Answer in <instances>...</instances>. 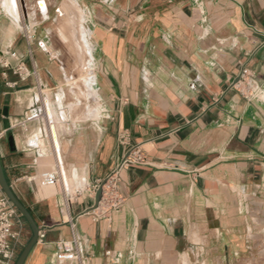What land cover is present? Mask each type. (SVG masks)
<instances>
[{"label":"crops","instance_id":"obj_1","mask_svg":"<svg viewBox=\"0 0 264 264\" xmlns=\"http://www.w3.org/2000/svg\"><path fill=\"white\" fill-rule=\"evenodd\" d=\"M64 1L0 0V54L16 82L0 63L1 159L40 227L24 264H55L73 233L85 264H264V0H78L86 18L59 21ZM243 66L252 100L236 85ZM89 70L97 99L81 79ZM43 96L58 150L40 122L5 131ZM35 136L47 154L30 146ZM135 144L147 162L121 170V207L97 216L98 188ZM55 166L61 181L42 186L38 175ZM18 213L13 263L32 236Z\"/></svg>","mask_w":264,"mask_h":264},{"label":"built area","instance_id":"obj_2","mask_svg":"<svg viewBox=\"0 0 264 264\" xmlns=\"http://www.w3.org/2000/svg\"><path fill=\"white\" fill-rule=\"evenodd\" d=\"M27 40L34 41L35 36L29 32L26 36ZM10 57H17L15 51L9 52ZM0 63L4 67L2 75L5 78L6 84L14 87L16 82L8 80V69L14 68L11 61L5 53L0 54ZM24 70V63L20 62L16 66V71ZM237 87L240 93L247 99L252 100L257 92V85L254 79V74L247 66H243L239 72ZM33 122H40L46 137H50L52 146L55 150L56 146L53 142L50 132V120L48 119L45 105L39 106L35 109L27 110L22 116L14 118L9 121V128L17 126L23 129H28V126ZM2 134H0V138ZM122 142H125L126 135L121 136ZM147 162L143 149L140 144L131 146L129 154L118 163L113 170L108 174L107 181L103 185V193L100 204L103 208L97 216H107L111 211L118 210L122 205V197L119 194L120 172L123 168L131 164H144ZM33 180L34 177H30ZM38 180L42 186H55L61 181V172L58 166L48 167L41 171L38 175ZM19 213L12 202L3 196L0 198V259L3 264H13L15 254V243L21 237V230L16 228ZM110 254L111 251H107ZM55 264H85V258L81 253L80 238L73 233V238L70 240H60L57 242V250L55 252Z\"/></svg>","mask_w":264,"mask_h":264},{"label":"water","instance_id":"obj_3","mask_svg":"<svg viewBox=\"0 0 264 264\" xmlns=\"http://www.w3.org/2000/svg\"><path fill=\"white\" fill-rule=\"evenodd\" d=\"M2 93V83L0 81V95ZM3 112L5 116L8 115V109L4 108L3 110L0 109V113ZM51 122V121H50ZM6 127H9V124H6ZM8 141L9 145L14 148V137L12 134H8ZM30 146L36 147L37 143H33L32 141L29 142ZM56 145V144H55ZM58 146L56 145V148ZM58 150V148H57ZM107 179L105 178L100 185V187L97 190L96 193V200L95 205L90 210H93L99 206V203L102 198L103 193V185L106 183ZM0 187L3 190L4 194L7 196V198L12 202V204L15 206V208L20 212V214L26 219L28 222L31 230H32V236L30 240L27 242L23 250L21 251L20 255L18 256L16 262L14 264H24L26 258L28 257L29 253L31 252L34 245L37 243L39 234H40V227L38 226L36 220L34 219L32 213L30 210L20 201V199L16 196L14 193L7 177L4 171V167L2 164L1 159V153H0Z\"/></svg>","mask_w":264,"mask_h":264},{"label":"rangeland","instance_id":"obj_4","mask_svg":"<svg viewBox=\"0 0 264 264\" xmlns=\"http://www.w3.org/2000/svg\"><path fill=\"white\" fill-rule=\"evenodd\" d=\"M45 1L46 0H42V2H40L39 0H37L38 6L40 4L43 5V2H45ZM69 4L71 6H69ZM72 4H74V5H72ZM42 5H40L39 7H41ZM78 5H79L78 4V0H66V1H64L62 3V6H60V8L58 10L59 16L57 17V19H59V21H60V20H63L65 18H67V19H70L71 21H75L76 19H78L79 13L84 14V17L86 18V14H85V11H84L85 7L84 6H78ZM58 12L56 14H58ZM39 20H40V18H39ZM89 72L90 73L86 74V76H81V79L82 78L84 79L83 81H84V83L86 85V97H87V99L88 98L97 99V92L93 89V87L90 86V81H91L90 78L92 76H94V75H93V73L90 70H89ZM74 77H72V82L73 81L76 82L77 79L79 78V76H74ZM85 77H86V80H85ZM42 99H43V101H45L48 98H45L43 96ZM59 99L61 101V105L60 106H62V95L61 94L59 95ZM44 104H45V102H44ZM94 110H97V107L96 106H89V105H87L85 115L86 116L88 115V116H91V117L97 116L93 112H91V111H94ZM56 117L57 116H55V115L52 117L53 119L48 117V119L50 121H52V123H51L52 125L54 124V120L56 119ZM54 126H55V124L53 125V127ZM49 128H50V126H49ZM54 128L56 129V127H54ZM45 162H47V160ZM59 164H61V162ZM61 169H62V167H61Z\"/></svg>","mask_w":264,"mask_h":264},{"label":"bare ground","instance_id":"obj_5","mask_svg":"<svg viewBox=\"0 0 264 264\" xmlns=\"http://www.w3.org/2000/svg\"><path fill=\"white\" fill-rule=\"evenodd\" d=\"M11 1V0H10ZM17 2L16 3H18V5L19 6H23V8H24V6H27L26 5V2H25V0H16ZM27 1V0H26ZM40 2H42V0H39ZM14 3V2H13ZM17 5V6H18ZM40 5H42V4H40ZM39 5V6H40ZM44 5L45 4H43L42 6L44 7ZM42 7V8H43ZM27 7H25V9H26ZM20 9H21V7H20ZM45 9V8H44ZM28 10V9H27ZM27 10H25V11H27ZM22 11V10H21ZM28 12V11H27ZM22 15H23V13H22ZM24 16V15H23ZM83 30H84V28H83ZM85 31H86V29H85ZM89 33V32H88ZM80 34H82V33H80ZM79 35V34H78ZM81 37H83V36H80V38ZM86 37V36H85ZM79 40V39H78ZM83 41V40H82ZM79 42V41H78ZM82 43V42H81ZM79 44V43H78ZM86 46H87V44H86ZM84 48V47H83ZM88 48V47H87ZM86 72V71H85ZM86 76V75H85ZM94 77L96 78V76H92L90 79H91V81H90V86L92 87V84H93V81H94ZM85 80H86V77H85ZM96 80V79H95ZM95 82V81H94ZM28 91V90H27ZM60 95V94H59ZM62 95V94H61ZM45 102V110H46V113H47V116L49 117V118H52L54 115L55 116H57V113L54 111V109L55 108H52V106H51V104H50V101H49V99H47V100H45L44 101ZM55 103V102H54ZM54 103H53V105H54ZM57 103V102H56ZM57 105H58V103H57ZM59 105H61V101H60V99H59ZM58 105V106H59ZM54 107H56L55 105H54ZM59 108H60V106H59ZM62 110V109H61ZM56 111H58V110H56ZM91 112H93L95 115H97L98 116V114H99V109L97 108V110H94V111H91ZM62 114V113H61ZM88 116V115H87ZM53 119V118H52ZM51 119V120H52ZM56 122H58V121H56ZM51 123H52V121H51ZM50 123V132H51V135H52V139H53V141H54V144H56L58 147L57 148H59V140H58V137H57V133H56V129L54 128V127H56V126H54L53 127V125ZM37 132H39L38 131V129H37ZM33 143H37V144H39V146H40V148L42 149V151H43V153H44V150L46 149V144L44 143V140L42 139V137H39V136H35V137H33L32 138V140H31ZM30 142V141H29ZM45 152H46V150H45ZM48 152V151H47ZM47 152H46V154H47ZM44 155V154H43ZM58 160H59V162H61V158H60V156H58ZM65 173V172H64ZM67 178V177H66ZM67 180V179H66ZM66 182V181H65Z\"/></svg>","mask_w":264,"mask_h":264},{"label":"trees","instance_id":"obj_6","mask_svg":"<svg viewBox=\"0 0 264 264\" xmlns=\"http://www.w3.org/2000/svg\"><path fill=\"white\" fill-rule=\"evenodd\" d=\"M25 219V218H24ZM26 220V219H25ZM27 222V221H26Z\"/></svg>","mask_w":264,"mask_h":264}]
</instances>
